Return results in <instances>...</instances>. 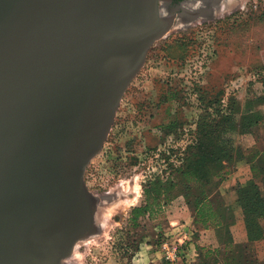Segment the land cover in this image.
Returning <instances> with one entry per match:
<instances>
[{
	"label": "water",
	"instance_id": "1",
	"mask_svg": "<svg viewBox=\"0 0 264 264\" xmlns=\"http://www.w3.org/2000/svg\"><path fill=\"white\" fill-rule=\"evenodd\" d=\"M171 1L0 0V264H69L99 234L86 172Z\"/></svg>",
	"mask_w": 264,
	"mask_h": 264
},
{
	"label": "rangeland",
	"instance_id": "2",
	"mask_svg": "<svg viewBox=\"0 0 264 264\" xmlns=\"http://www.w3.org/2000/svg\"><path fill=\"white\" fill-rule=\"evenodd\" d=\"M200 2L186 0L172 11L174 26L150 49L87 169V186L99 198V234L77 245L71 264H166L165 243L182 244L179 264H197L198 250L192 263L188 256L197 245L193 190L176 171L179 161L191 155L199 132L211 129L207 123L225 122L214 129L228 130L219 140L237 170L247 159L241 132L264 115V105L248 106L263 89L264 0H225L212 9L198 8ZM158 180L172 189L155 196L151 215L135 219L133 210L147 205Z\"/></svg>",
	"mask_w": 264,
	"mask_h": 264
},
{
	"label": "trees",
	"instance_id": "3",
	"mask_svg": "<svg viewBox=\"0 0 264 264\" xmlns=\"http://www.w3.org/2000/svg\"><path fill=\"white\" fill-rule=\"evenodd\" d=\"M260 82L262 83V90L258 92L248 102V106L257 107L264 105V74L262 73ZM229 106V105H228ZM228 110V109H227ZM227 110L225 113H227ZM255 127L264 121V115L256 114ZM226 123L229 124V117L227 113ZM213 119V118H212ZM225 125V122H221ZM211 129H205V131L199 132L197 142L193 145V151L188 158L181 159L180 167L177 168L178 174L185 180V184H189L193 190L192 200L190 206L193 210L194 225L196 228V240L198 259L197 264H218L216 253L221 254V251H209L204 245H200L201 231H206L210 228L217 230L216 234L220 242L226 241V244L230 242V236L227 229H223L219 224L220 214L226 208L222 205L225 202V198L221 196L219 187L223 180L232 174L235 169V163L231 150L227 147V143L220 138L226 137L228 130L218 131L214 129L218 126L223 128L219 123L209 122L207 123ZM202 125V124H200ZM199 127V126H198ZM202 127H199L201 129ZM250 129H245L242 134L252 132ZM198 133V132H197ZM238 161V160H237ZM189 186L186 188L188 189ZM153 196H147L148 203L145 207H137L133 210L135 219L146 214H152V205L156 203V197L160 193L167 192L172 189V185L164 183V181L158 180L152 185ZM237 195L239 201L243 203L247 210L260 214L264 211V204L258 205L261 202L260 193L253 182H249L246 187L238 188ZM154 197V198H153ZM159 206V204H157ZM214 206H217L215 211ZM259 209H263L259 212ZM250 216V215H249ZM254 219L251 220L249 226L251 229L256 227ZM224 239V240H223ZM216 252V253H215Z\"/></svg>",
	"mask_w": 264,
	"mask_h": 264
},
{
	"label": "crops",
	"instance_id": "4",
	"mask_svg": "<svg viewBox=\"0 0 264 264\" xmlns=\"http://www.w3.org/2000/svg\"><path fill=\"white\" fill-rule=\"evenodd\" d=\"M242 141L247 159L219 187L221 196L225 198L222 206L226 208L219 213V224L221 228L228 230L230 242L226 244L224 239L220 242L214 228L204 231L206 249L221 251L220 255L215 252L218 264H264V211L258 215L247 210L237 195L238 188H244L249 182H253L260 193L261 202L258 205L264 204V121L252 132L245 134ZM214 209L218 211L217 206ZM262 210L259 209V212ZM252 219L255 220L254 229L249 226ZM192 230L196 231L194 218ZM191 246L188 255L192 258L190 263L197 253L196 243Z\"/></svg>",
	"mask_w": 264,
	"mask_h": 264
},
{
	"label": "built area",
	"instance_id": "5",
	"mask_svg": "<svg viewBox=\"0 0 264 264\" xmlns=\"http://www.w3.org/2000/svg\"><path fill=\"white\" fill-rule=\"evenodd\" d=\"M182 244L165 243L163 245L164 258L166 264H179L181 259Z\"/></svg>",
	"mask_w": 264,
	"mask_h": 264
},
{
	"label": "bare ground",
	"instance_id": "6",
	"mask_svg": "<svg viewBox=\"0 0 264 264\" xmlns=\"http://www.w3.org/2000/svg\"><path fill=\"white\" fill-rule=\"evenodd\" d=\"M225 0H205V1H201L199 4H198V8H208L210 7L211 9L214 7H217L218 4H220L221 2H224ZM186 6L188 8H196L197 6H193V3H190V4H186ZM171 10L168 8V6L163 3L161 4V13L162 15H168L170 14ZM80 243V242H79ZM78 243V244H79ZM77 244V245H78ZM77 247V246H76ZM76 249V248H75ZM72 259V258H71ZM69 264H71L70 260L67 261Z\"/></svg>",
	"mask_w": 264,
	"mask_h": 264
},
{
	"label": "flooded vegetation",
	"instance_id": "7",
	"mask_svg": "<svg viewBox=\"0 0 264 264\" xmlns=\"http://www.w3.org/2000/svg\"><path fill=\"white\" fill-rule=\"evenodd\" d=\"M186 0H172L170 4H167L168 5V8L171 10L170 13H173L172 11L178 9V8H184V2Z\"/></svg>",
	"mask_w": 264,
	"mask_h": 264
},
{
	"label": "clouds",
	"instance_id": "8",
	"mask_svg": "<svg viewBox=\"0 0 264 264\" xmlns=\"http://www.w3.org/2000/svg\"><path fill=\"white\" fill-rule=\"evenodd\" d=\"M241 10H244L243 8Z\"/></svg>",
	"mask_w": 264,
	"mask_h": 264
}]
</instances>
